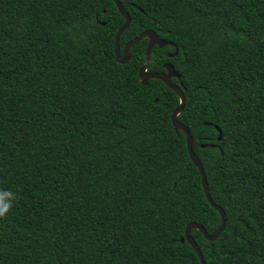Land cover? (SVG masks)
<instances>
[{
    "label": "trees",
    "instance_id": "obj_1",
    "mask_svg": "<svg viewBox=\"0 0 264 264\" xmlns=\"http://www.w3.org/2000/svg\"><path fill=\"white\" fill-rule=\"evenodd\" d=\"M120 48L145 29L171 62L212 199L206 264H264V0H120ZM114 0H0V264H201L214 233L180 103L115 58ZM177 53L171 56L168 52ZM219 135L220 138H219Z\"/></svg>",
    "mask_w": 264,
    "mask_h": 264
},
{
    "label": "water",
    "instance_id": "obj_2",
    "mask_svg": "<svg viewBox=\"0 0 264 264\" xmlns=\"http://www.w3.org/2000/svg\"><path fill=\"white\" fill-rule=\"evenodd\" d=\"M114 1H115L117 8L119 9L121 14L125 18V22L118 28V30L115 34L114 51H115L116 60L118 62H121V63L127 62L129 60V56H130L129 52H130L131 45L133 43L139 41V40L144 39V38L148 39V43H147V47H146V53H145V60H144V63L142 64V66L138 72L139 79L141 80V82L143 84H148L150 78H159L164 83H166L170 88H172L176 92V94L178 95V97L180 99V103L177 107H175L173 109L172 114H171L173 126L177 131L179 129H181L182 131L185 132L188 153H189L192 161L194 162V164L200 170L201 182L203 185L205 195H206L207 199L209 200V202L212 204V206L220 212L221 223L214 233H209L204 225H202L196 221H190L187 223V225L185 227L184 236L181 238L182 241L187 240L194 247V249L196 250V252L199 256L201 264H206L204 257H203L202 250H201L199 244L197 243V241L195 240V238L193 237V235L191 234V230L193 228H197L204 234V236L207 239H209V240L216 239L219 236V234L221 233V231L223 230V228L225 227V223H226L225 211L222 208V206L217 204L212 199L211 194L209 192L206 173H205V170L203 167V163H202L199 155L193 149L192 133H191L190 129L186 126V124H184L178 118L179 113L183 110V108L185 106L186 96H185L184 89L182 88V86L179 85L178 83L172 81V77L173 76L180 77V73L174 67V64L171 62L165 63L166 70H160V71L148 70V63H149V59H150V54H151V50L154 47V45L158 44L159 46H164L167 43L173 44V42L168 41L166 39L159 38L156 31H154L153 29H145V30L141 31L137 36L129 39L125 43V45L123 46L122 52H121L120 36L123 33V31L129 26V24L131 22V16H130L129 12L124 9L123 4L120 2V0H114ZM175 53H177V48H176V51L174 53H170V55H173ZM220 136L221 135H219V138H220Z\"/></svg>",
    "mask_w": 264,
    "mask_h": 264
},
{
    "label": "clouds",
    "instance_id": "obj_3",
    "mask_svg": "<svg viewBox=\"0 0 264 264\" xmlns=\"http://www.w3.org/2000/svg\"><path fill=\"white\" fill-rule=\"evenodd\" d=\"M9 209L8 203H2L0 202V217H3Z\"/></svg>",
    "mask_w": 264,
    "mask_h": 264
},
{
    "label": "flooded vegetation",
    "instance_id": "obj_4",
    "mask_svg": "<svg viewBox=\"0 0 264 264\" xmlns=\"http://www.w3.org/2000/svg\"><path fill=\"white\" fill-rule=\"evenodd\" d=\"M175 51H176V50H175ZM175 51H174V52H175ZM174 52H168V55L171 56L170 53H174ZM175 54H176V53H175ZM166 63H167V62H166ZM165 70H166V68H165ZM172 81H173V80H172Z\"/></svg>",
    "mask_w": 264,
    "mask_h": 264
}]
</instances>
